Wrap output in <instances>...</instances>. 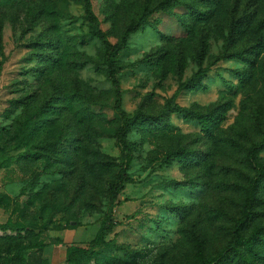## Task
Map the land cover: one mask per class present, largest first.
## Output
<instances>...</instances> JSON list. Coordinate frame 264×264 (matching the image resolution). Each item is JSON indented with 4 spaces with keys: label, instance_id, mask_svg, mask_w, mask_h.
<instances>
[{
    "label": "rangeland",
    "instance_id": "rangeland-1",
    "mask_svg": "<svg viewBox=\"0 0 264 264\" xmlns=\"http://www.w3.org/2000/svg\"><path fill=\"white\" fill-rule=\"evenodd\" d=\"M247 1L250 28L229 42L230 16ZM144 2L91 0L112 47ZM83 6L0 0V264H50L42 253L58 244L56 264L68 256L71 264H235L237 252L228 249L234 232L247 236L264 226V213L242 223L258 177L248 151L264 135V51L253 49L264 34V0L216 6L200 62L205 89L183 86L199 68L197 34L171 13L185 14L183 4L153 12L129 35L115 54L125 112L141 107L156 115L170 99L206 109L225 98L229 108L212 137L196 120L171 114L168 129L130 127L124 149L115 137L117 92ZM244 67L246 85L234 74ZM172 153L178 155L166 157ZM256 157L264 163L263 147ZM252 202L264 212V194ZM110 208L114 228L97 245L92 240ZM65 230H73L68 243Z\"/></svg>",
    "mask_w": 264,
    "mask_h": 264
},
{
    "label": "trees",
    "instance_id": "trees-1",
    "mask_svg": "<svg viewBox=\"0 0 264 264\" xmlns=\"http://www.w3.org/2000/svg\"><path fill=\"white\" fill-rule=\"evenodd\" d=\"M224 1L225 0H160L155 3H150L149 0H145L141 8L140 15L131 20L118 42L114 47H112L106 33L97 25V19L92 11L91 0H83L84 17L88 22L92 35L98 38L102 43V61L106 65V75L111 85L117 92V97L114 103V111L120 120V125L115 132V137L117 143L122 149L127 146L126 133L130 127L150 125L152 127H158L159 130L168 129L171 126L168 121L171 114H179L182 118L196 120L199 123L200 130L204 135L208 137L215 135L216 130L224 118L225 112L229 108V99L222 98L215 105L206 109L181 106L173 99H170L156 115L147 114L141 107L135 109L131 114L125 112L120 106L118 93L120 85L118 70L122 68V65L118 63L115 58V54L116 51L122 50L126 47L127 39L131 33L137 31L141 26L149 23L147 17L150 14L156 11L171 12L173 7L183 4L186 8L185 14H178L175 12L171 13L188 34H197L199 42V49L196 54L199 61V68L184 82L183 86L190 89H205L206 85L203 82V79L206 77L207 68L202 67L200 62L205 55L207 41L211 33V29L208 24L215 16L217 10L216 6ZM248 7L249 2L247 1L245 2V7L240 14L235 13L237 9L231 14L227 26V41L235 43L250 28V15L246 10ZM262 25H264V20ZM253 49L256 54H260L264 51V34L257 39ZM236 57L253 66V60L250 61L249 55L244 56V52H239ZM218 60L219 58L215 57L211 61V64H214ZM234 74L242 85H246L249 81V77L251 76L249 68L247 67L235 70ZM226 86L231 87L228 82H226ZM64 99L65 97L63 99H59L58 101H63ZM262 147L264 148V135L258 146L251 148L248 151V156L258 172V177L257 180L251 182V199L242 209L244 212L242 223H246L249 220L254 221L258 219L257 217L259 215L264 213L258 211L255 208L256 205L252 202L254 199L256 200L264 194V163L256 157L257 149ZM32 155L35 156V154ZM176 155H178V153L168 154L166 157H176ZM118 178L119 179L110 186L112 191L118 192L122 187L120 174ZM171 184L177 186L182 185L183 182L172 181ZM111 219L110 208L103 218L96 237L92 240L93 243L99 245L103 238L112 232L114 226ZM228 249H234L237 252V260L235 264H264V226H258L250 235L247 236H244L239 231L234 232ZM66 264H71L69 256L66 260Z\"/></svg>",
    "mask_w": 264,
    "mask_h": 264
},
{
    "label": "crops",
    "instance_id": "crops-1",
    "mask_svg": "<svg viewBox=\"0 0 264 264\" xmlns=\"http://www.w3.org/2000/svg\"><path fill=\"white\" fill-rule=\"evenodd\" d=\"M72 237H73V230H65L63 234L62 242L68 243V241H70ZM62 249H63L62 244L50 246L44 249L42 253V258L47 262H49L50 264H56V258L58 254L61 253Z\"/></svg>",
    "mask_w": 264,
    "mask_h": 264
}]
</instances>
